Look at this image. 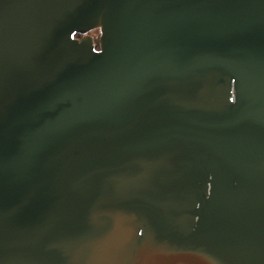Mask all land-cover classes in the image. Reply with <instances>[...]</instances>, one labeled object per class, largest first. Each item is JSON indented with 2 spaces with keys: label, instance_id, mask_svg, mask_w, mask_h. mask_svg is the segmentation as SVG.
I'll return each mask as SVG.
<instances>
[{
  "label": "water",
  "instance_id": "obj_1",
  "mask_svg": "<svg viewBox=\"0 0 264 264\" xmlns=\"http://www.w3.org/2000/svg\"><path fill=\"white\" fill-rule=\"evenodd\" d=\"M0 264H264V0H0Z\"/></svg>",
  "mask_w": 264,
  "mask_h": 264
},
{
  "label": "trees",
  "instance_id": "obj_2",
  "mask_svg": "<svg viewBox=\"0 0 264 264\" xmlns=\"http://www.w3.org/2000/svg\"><path fill=\"white\" fill-rule=\"evenodd\" d=\"M99 36H100V33H98L96 36H94V41H95V44H96V48H99ZM76 38L81 39V37H78V35L76 36Z\"/></svg>",
  "mask_w": 264,
  "mask_h": 264
},
{
  "label": "flooded vegetation",
  "instance_id": "obj_3",
  "mask_svg": "<svg viewBox=\"0 0 264 264\" xmlns=\"http://www.w3.org/2000/svg\"><path fill=\"white\" fill-rule=\"evenodd\" d=\"M94 32H99V30L93 31L90 34L92 35ZM78 37H81L82 38V36H80V35H78Z\"/></svg>",
  "mask_w": 264,
  "mask_h": 264
},
{
  "label": "rangeland",
  "instance_id": "obj_4",
  "mask_svg": "<svg viewBox=\"0 0 264 264\" xmlns=\"http://www.w3.org/2000/svg\"><path fill=\"white\" fill-rule=\"evenodd\" d=\"M98 33H100V32H94V33L92 34V36L94 37V36H96Z\"/></svg>",
  "mask_w": 264,
  "mask_h": 264
}]
</instances>
